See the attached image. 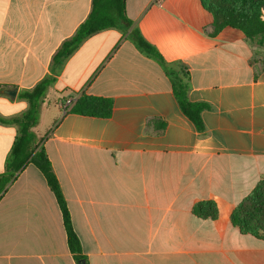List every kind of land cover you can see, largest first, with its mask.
<instances>
[{
	"label": "crops",
	"instance_id": "obj_1",
	"mask_svg": "<svg viewBox=\"0 0 264 264\" xmlns=\"http://www.w3.org/2000/svg\"><path fill=\"white\" fill-rule=\"evenodd\" d=\"M91 11L92 0H0V175L17 133L9 121L29 107L20 92L55 76L56 52ZM126 13L168 63L189 70V100L209 109L200 133L163 66L121 29L89 37L66 61L46 91L51 120L34 137L88 264H264V234L230 219L264 179V49L237 29L213 36L201 0H126ZM81 95L112 100V115L65 110ZM205 201L216 219L194 213ZM0 264H76L56 196L32 164L0 199Z\"/></svg>",
	"mask_w": 264,
	"mask_h": 264
},
{
	"label": "trees",
	"instance_id": "obj_2",
	"mask_svg": "<svg viewBox=\"0 0 264 264\" xmlns=\"http://www.w3.org/2000/svg\"><path fill=\"white\" fill-rule=\"evenodd\" d=\"M201 3L214 18L213 36L228 27L237 29L243 32L248 40L264 49V0H201ZM133 24L126 13V0H92V11L89 17L56 52L52 64L53 74L56 76L61 73L66 61L89 37L109 29H121L128 32L129 39L140 52L163 66L182 113L194 123L198 132H205L202 113L209 109V106L189 100L188 93L191 88L189 70L181 63H168L158 49L148 42ZM55 76L44 78L32 90L22 91L18 96L19 99L25 100L29 107L27 111L9 121L17 126V133L6 158L5 172L0 175V199L19 174L28 165H34L44 175L48 186L56 196L63 217L68 247L76 264H81V261L88 264L81 242L74 230L59 181L43 147L44 139L37 140L32 133V129L38 124L43 96L55 83ZM70 112L83 116L109 118L113 113V101L103 97L81 95ZM194 213L200 218L216 219L218 217L217 206L212 201L198 203L194 207ZM230 219L232 225L238 227L242 234L263 236L264 179L235 208Z\"/></svg>",
	"mask_w": 264,
	"mask_h": 264
},
{
	"label": "rangeland",
	"instance_id": "obj_3",
	"mask_svg": "<svg viewBox=\"0 0 264 264\" xmlns=\"http://www.w3.org/2000/svg\"><path fill=\"white\" fill-rule=\"evenodd\" d=\"M54 99H55L54 98V92H46L45 93L44 98L42 100V104L44 102L45 105L47 106V108L42 109V105H41L38 124L36 125V127L32 131V133L35 137H37V134H41L46 129L48 122L51 120L52 110H53V106H54V104H52V103H55Z\"/></svg>",
	"mask_w": 264,
	"mask_h": 264
},
{
	"label": "built area",
	"instance_id": "obj_4",
	"mask_svg": "<svg viewBox=\"0 0 264 264\" xmlns=\"http://www.w3.org/2000/svg\"><path fill=\"white\" fill-rule=\"evenodd\" d=\"M75 102H76V100L74 98L66 100L64 103L65 110L71 109L73 107V105L75 104Z\"/></svg>",
	"mask_w": 264,
	"mask_h": 264
},
{
	"label": "water",
	"instance_id": "obj_5",
	"mask_svg": "<svg viewBox=\"0 0 264 264\" xmlns=\"http://www.w3.org/2000/svg\"><path fill=\"white\" fill-rule=\"evenodd\" d=\"M12 96H15L16 95V90L12 91V92H9ZM81 264H84V261H81Z\"/></svg>",
	"mask_w": 264,
	"mask_h": 264
}]
</instances>
